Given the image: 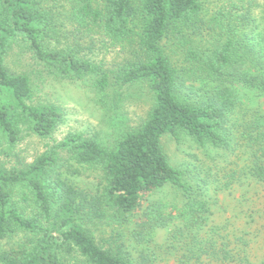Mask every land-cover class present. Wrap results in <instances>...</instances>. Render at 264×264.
<instances>
[{"label": "trees", "instance_id": "16d2710c", "mask_svg": "<svg viewBox=\"0 0 264 264\" xmlns=\"http://www.w3.org/2000/svg\"><path fill=\"white\" fill-rule=\"evenodd\" d=\"M65 1L76 27L69 31L73 37L70 47L58 50L45 40L62 9L45 0H0V148L14 145L24 133L46 138L61 118L52 106L34 103L27 75L10 72L5 66V50L12 38L24 39L41 70L55 80L88 78L101 93L113 86L120 90L147 83L154 104L146 120L124 133L111 149L96 138L69 134L57 150L20 168L0 165V264H133L117 239L106 249L87 227L104 218L105 209L116 222L127 221L149 195L165 187L184 198L185 213L194 221L185 225L187 234L196 228L194 224L204 225L209 205L201 187L196 190L186 183L183 171L170 166L160 144L164 135L179 142L180 132H185L201 148L225 150L237 159L246 155L250 162L241 177H236L233 168L222 171L234 182L246 180L239 183L246 186L242 200L259 214L264 205V111L240 107L232 86L240 83L264 98V74L233 66L229 46L206 61L188 50L180 66L165 50L169 36L181 32H175V26L189 28L196 23L200 0H103L101 7L90 0ZM137 19L138 26L134 24ZM84 38L89 40L83 44L87 53L78 57ZM108 49H112L110 60L88 57ZM251 52L257 58L247 69L261 72L264 49ZM193 80L213 88L199 94L190 84L186 86ZM183 89L195 92L193 102L184 99ZM111 100L113 106L118 105L119 91ZM68 161L99 169L102 187L98 196L90 197L69 183ZM175 235L182 236L180 242L186 237L182 228ZM212 247L200 249L199 255L209 250L207 258L221 254V260L230 261L222 245Z\"/></svg>", "mask_w": 264, "mask_h": 264}, {"label": "rangeland", "instance_id": "374dc122", "mask_svg": "<svg viewBox=\"0 0 264 264\" xmlns=\"http://www.w3.org/2000/svg\"><path fill=\"white\" fill-rule=\"evenodd\" d=\"M45 1L63 11L54 19L53 32H50L45 44L52 49L65 50L73 41L69 31H75L76 27V21L69 18L71 11L68 1ZM90 1L95 7H101L103 2ZM199 2L201 12L196 23L189 28L175 26L174 31H181L180 34H172L165 42V50L172 62L182 65L183 53L188 50L206 61L214 52L229 46L231 60L235 61L233 66L241 71L264 74V67L258 68L261 72H256L254 68L247 69L253 66L257 58V54L251 51L264 49V0ZM134 24L139 25L138 19ZM193 27L196 28L193 30ZM132 28L135 36L136 27ZM80 41L77 56L84 57L87 52L83 44L89 40L84 38ZM111 51H94L88 57L96 60L103 57L107 61L113 56ZM262 59L264 62V57ZM4 62L10 72L29 77L35 104L52 106L61 115L55 129L46 138L24 133L12 146L2 144L0 165L6 168H20L43 154L57 150L69 134L96 138L102 146L111 149L124 133L137 129L146 120L154 104L147 83H135L120 90L113 86L106 93H101L88 78L68 81L47 76L21 37L10 40ZM189 84L199 94L213 88V85H205L201 80L188 81L186 86ZM117 91L120 102L113 106L111 97ZM189 91L183 89L181 95L193 102L195 97L192 93L195 92ZM232 91L238 96L240 107H259L264 111V98L259 97L257 92L240 83H235ZM179 137V142H176L172 136L164 135L161 148L170 166L185 173L186 183L196 190L198 185L201 187L202 196L209 205L204 214L206 224H194L196 228L189 232L191 235L187 234L185 225L194 221L185 213L184 198L179 191L165 187L149 195L142 207L125 222H116L105 209V217L93 220L87 227L96 242L107 249L113 244V239H117L133 264H264V205L259 214L256 209H250L251 205L241 196L246 186H239L240 182L246 180L234 182L230 174L222 171L233 168L238 172L236 177H241L250 160L246 155L237 159L225 150H214L207 146L201 148L185 132H180ZM67 164L72 170L67 173L70 184L90 197L100 194L102 176L99 169L79 166L72 161ZM180 228L186 234V241L183 239L180 242L182 236L175 235ZM1 245L6 247L7 243L3 241ZM209 245L216 248L222 245L230 261L221 260V254L216 258H207L209 250L200 256V249H206ZM186 256H191L192 260L189 257L186 259Z\"/></svg>", "mask_w": 264, "mask_h": 264}]
</instances>
